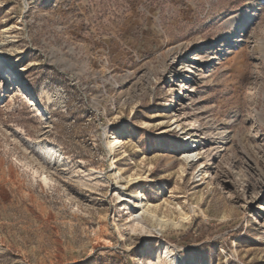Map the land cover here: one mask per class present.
<instances>
[{
	"label": "rangeland",
	"instance_id": "rangeland-1",
	"mask_svg": "<svg viewBox=\"0 0 264 264\" xmlns=\"http://www.w3.org/2000/svg\"><path fill=\"white\" fill-rule=\"evenodd\" d=\"M1 71L0 264H264V0H0Z\"/></svg>",
	"mask_w": 264,
	"mask_h": 264
},
{
	"label": "bare ground",
	"instance_id": "bare-ground-1",
	"mask_svg": "<svg viewBox=\"0 0 264 264\" xmlns=\"http://www.w3.org/2000/svg\"><path fill=\"white\" fill-rule=\"evenodd\" d=\"M0 74H1L3 77H8L5 71H1ZM31 104H32V102H31ZM36 110L39 111L38 107L36 108ZM197 130H199V129H197ZM199 131H200V130H199ZM200 132H201V131H200ZM119 139H121V138H119V135H115V137L113 138V140H111V141L109 142V146H110L111 152H115V147H116L115 144H116L117 142H119V141H118ZM197 149H198L197 146H193V145L187 146V150L185 151V155H186V157H187V158H193V157L196 155L195 150H197ZM134 203H135V208H137V209H141V210H144L145 205H144V203H143V196H142V195H141V197H136ZM142 223H143V222H142ZM161 223H168V222H166V221H162ZM170 250H171V249H170ZM165 254H166V258H167L168 260L171 261V264H185V263H183V262H178V258H174V259H173V258L170 256V254H172V253H170L169 251H167ZM182 260L184 261L185 259L182 258Z\"/></svg>",
	"mask_w": 264,
	"mask_h": 264
}]
</instances>
